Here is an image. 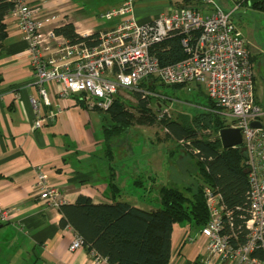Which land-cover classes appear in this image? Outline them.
Segmentation results:
<instances>
[{
	"label": "built area",
	"instance_id": "1",
	"mask_svg": "<svg viewBox=\"0 0 264 264\" xmlns=\"http://www.w3.org/2000/svg\"><path fill=\"white\" fill-rule=\"evenodd\" d=\"M11 16L28 43L31 65L40 96L33 97L36 112L33 128L38 129L44 119L54 120L60 109L45 112L53 105L46 85L55 82L60 88L56 95H79L88 109L108 111L121 90L139 91L143 97L150 91L140 87L143 80H158L165 85L195 83L204 88L215 105L213 110L229 125L240 128L249 178L248 230L244 243L232 242L235 235L226 229L233 227V212L222 194L204 186L209 219L202 227L206 238L207 261L218 257L236 264H264V125L252 127L261 121L263 110L256 102L255 72L248 43L227 12L214 0H199L210 8L205 13L191 7L171 5L167 11L147 22L134 17L136 0H125L119 7L107 10L103 17L120 18L113 28L101 30L94 45L69 42L57 34L56 27H48L53 17L42 19L37 7L27 0H9ZM238 8L246 0H236ZM180 36L186 57L176 63L162 66L152 48L163 41ZM219 137V132H218ZM41 200L46 206L58 208L66 198L56 186L47 183L39 172L36 180ZM7 211L0 206V220ZM226 221H228L226 223ZM84 247L81 235H75L70 249ZM261 250V255L256 251ZM96 260H107L95 251Z\"/></svg>",
	"mask_w": 264,
	"mask_h": 264
},
{
	"label": "crops",
	"instance_id": "2",
	"mask_svg": "<svg viewBox=\"0 0 264 264\" xmlns=\"http://www.w3.org/2000/svg\"><path fill=\"white\" fill-rule=\"evenodd\" d=\"M27 1L39 9L42 19L53 17L48 27L73 22L77 32L87 36L115 27L120 18L106 19L103 14L125 0ZM174 6L205 13L210 9L199 0H178ZM165 11L166 4L151 8L135 5L134 17L144 23ZM4 22L7 36L0 49V206L7 217L0 220V264H110L96 260L85 246L70 249L76 232L70 226L61 227L59 207L46 206L41 200L36 185L38 173H44L48 184L61 189L65 203L86 195L94 203L120 200L146 210L159 206L137 200L131 188V193H126L137 169L121 171L113 164L114 150L106 147L104 132V126L112 123L110 116L85 107L79 95L61 97L53 92L60 86L55 82L46 85L53 105L44 108L45 112L60 111L54 120L44 119L38 129L33 128L37 116L32 99L40 93L28 43L10 13ZM249 48L252 52L251 45ZM256 55L252 53L254 61ZM259 87L255 74V98L263 110L260 122L264 125V97ZM207 258L202 227L192 222L174 223L169 264H236L233 260Z\"/></svg>",
	"mask_w": 264,
	"mask_h": 264
},
{
	"label": "trees",
	"instance_id": "3",
	"mask_svg": "<svg viewBox=\"0 0 264 264\" xmlns=\"http://www.w3.org/2000/svg\"><path fill=\"white\" fill-rule=\"evenodd\" d=\"M244 3L264 9V0H246ZM12 7L11 1L0 0V49L7 36L4 20ZM55 31L72 43L85 42L94 45L99 37V32L80 35L73 22L56 27ZM152 53L162 66L176 63L187 55L180 36L155 45ZM153 82L149 79L143 80L140 87L155 90ZM170 86L180 88L184 84ZM134 92L139 98L138 107L143 113V120L135 118L127 109L124 98L118 94L111 108L106 111L112 121L110 125L104 126L107 142L114 135L125 132L135 122L154 121L148 107V100L152 96L143 97L141 92ZM208 105V112L192 118L186 117L181 121L165 119L168 135L178 144L182 143L196 161V188L191 185L184 189L164 185L160 188V206L152 210L120 200L94 203L91 197L81 195L76 202L59 206L62 214L61 227H72L82 236L88 251H95L110 264H169L174 223L192 222L203 227L208 222L204 186H210L222 194L226 207L233 212V227L226 221L227 231L235 235L232 242L236 245L244 243L248 235L245 222L249 217L246 154L242 146L225 148L218 134L212 137L204 133L209 129L218 133L229 125L213 111L215 105L209 98ZM255 254L263 255L261 250H257Z\"/></svg>",
	"mask_w": 264,
	"mask_h": 264
},
{
	"label": "rangeland",
	"instance_id": "4",
	"mask_svg": "<svg viewBox=\"0 0 264 264\" xmlns=\"http://www.w3.org/2000/svg\"><path fill=\"white\" fill-rule=\"evenodd\" d=\"M176 1L178 0H136L135 5L151 8L166 4L168 9L171 4L174 6ZM214 1L223 10L232 11V19L247 43L250 42L252 62L254 61L252 53L257 54L253 67L260 86L259 94L264 97L262 88L264 83V9L255 8L246 3H242L235 9L236 0ZM210 8H213V5H210ZM260 51L262 53L258 54ZM153 83L155 90L148 88L146 90L150 91L148 96H152L148 100V107L154 121L135 122L125 132L114 135L106 143V147L109 145L113 147L115 159L113 164L121 171L124 168L137 169L136 176L132 178V186L129 185L126 193L129 194L132 191L137 200L142 199L148 205L158 207L160 206V188L163 185L184 189L190 185L196 188L198 184V168L195 159L188 154L182 143L178 144L168 135L165 119L181 121L186 117L192 118L208 112L210 108L208 95L204 92L205 90H202L203 87L195 83H189L180 88L165 85L158 80ZM119 95L124 98L127 109L135 115V118L143 120V113L138 107L137 94L134 91L121 90ZM204 133L212 137L218 134L210 129ZM122 174L124 175L125 172Z\"/></svg>",
	"mask_w": 264,
	"mask_h": 264
},
{
	"label": "water",
	"instance_id": "5",
	"mask_svg": "<svg viewBox=\"0 0 264 264\" xmlns=\"http://www.w3.org/2000/svg\"><path fill=\"white\" fill-rule=\"evenodd\" d=\"M252 127H261L260 121H254L251 123ZM219 137L222 146L225 148L237 147L242 144L243 137L240 128L224 127L219 131Z\"/></svg>",
	"mask_w": 264,
	"mask_h": 264
}]
</instances>
